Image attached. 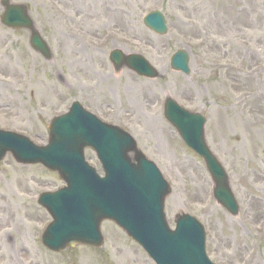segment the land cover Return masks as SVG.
Returning a JSON list of instances; mask_svg holds the SVG:
<instances>
[{
    "label": "rangeland",
    "instance_id": "374dc122",
    "mask_svg": "<svg viewBox=\"0 0 264 264\" xmlns=\"http://www.w3.org/2000/svg\"><path fill=\"white\" fill-rule=\"evenodd\" d=\"M26 3L52 51L35 52L30 32L0 22V129L48 140L50 120L78 100L102 120L129 131L172 186L165 212H187L205 227L217 264H264V0H12ZM161 10L168 33L143 21ZM3 7L0 0V18ZM145 56L160 76L115 69L110 53ZM191 52V74L173 71L172 54ZM207 117V141L224 164L240 205L231 215L213 197L203 160L163 115L166 96ZM101 172L96 154L85 151ZM65 183L41 164L0 161V264H155L114 222L104 246L48 250L52 220L37 203Z\"/></svg>",
    "mask_w": 264,
    "mask_h": 264
},
{
    "label": "water",
    "instance_id": "95a60500",
    "mask_svg": "<svg viewBox=\"0 0 264 264\" xmlns=\"http://www.w3.org/2000/svg\"><path fill=\"white\" fill-rule=\"evenodd\" d=\"M2 3L5 7L2 23L29 29L31 46L49 59L51 51L36 29L27 5L13 4L10 0ZM145 22L156 32L166 33L165 17L160 11L150 13ZM112 59L117 67L125 62L142 75L158 76L156 69L140 55L124 56L114 51ZM189 59L188 53L177 52L172 58V68L189 73ZM164 115L203 157L215 183L217 201L236 215L239 207L228 175L204 137L205 118L185 110L170 97ZM48 132L49 144L38 146L25 136L0 130V160L11 152L17 162L42 163L57 171L67 183L55 192L43 193L38 200L53 216L43 234L46 246L55 251L76 244L102 246L100 225L109 218L139 242L157 264H212L205 252L204 227L194 217L177 215L176 229L169 227L164 202L171 188L128 132L102 123L79 102H74L68 113L55 117ZM86 147L96 151L105 177L86 162Z\"/></svg>",
    "mask_w": 264,
    "mask_h": 264
}]
</instances>
